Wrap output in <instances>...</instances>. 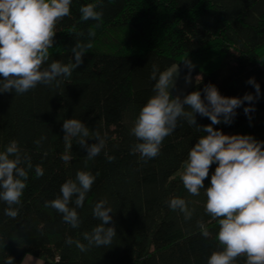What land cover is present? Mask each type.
Wrapping results in <instances>:
<instances>
[{"label": "trees", "instance_id": "obj_1", "mask_svg": "<svg viewBox=\"0 0 264 264\" xmlns=\"http://www.w3.org/2000/svg\"><path fill=\"white\" fill-rule=\"evenodd\" d=\"M89 3L99 5L100 21L81 20L80 8ZM89 31L95 36L89 37ZM55 32L44 68L53 61L74 62L71 49L77 42L90 41L93 47L70 77L60 78L59 87L40 84L24 94L0 92V152L14 140L33 165L21 205L14 206L19 209L15 219L4 214L7 205L0 201V264L8 256L20 264L25 255L43 264H207L220 250L218 221L205 212V190L190 195L178 174L191 147L206 133L180 118L159 155L145 161L131 151L140 141L130 130L154 95L153 65L160 71L175 65L188 74L182 62L187 58L195 65L191 75L197 80L181 99L193 91L204 99L208 84L225 97L255 96L254 87L246 83L255 78L260 85V97L252 102L255 111L245 115L244 107L250 106L245 101L231 124L213 128L264 141V0H72L70 15L57 22ZM117 34H124L118 47ZM70 118L85 123L90 135L98 130L105 137L106 146L97 157L87 159V150L73 138L71 160L61 159L66 151L62 125ZM196 122L211 124L199 114ZM41 137L46 139L40 145L34 143ZM95 142L87 139L89 145ZM108 156L114 159L110 162ZM36 165L43 168L42 177L35 175ZM217 166H210L205 189ZM81 170L96 179L83 207L76 209L81 223L73 229L45 202L60 196L61 185L75 180ZM173 197L186 200L191 219L169 208ZM100 200L112 208L113 221L106 226L114 224L117 235L109 246L81 252L66 240L87 245L83 233L100 223L92 214ZM198 222L209 237L202 235ZM234 264H246V257H237Z\"/></svg>", "mask_w": 264, "mask_h": 264}, {"label": "clouds", "instance_id": "obj_2", "mask_svg": "<svg viewBox=\"0 0 264 264\" xmlns=\"http://www.w3.org/2000/svg\"><path fill=\"white\" fill-rule=\"evenodd\" d=\"M71 3L72 0H0V92L24 94L40 84L59 87L60 78L70 77L83 63L84 55L93 47L90 41L75 43L71 49L74 62L53 61L48 67H42L49 60L56 24L70 15ZM98 6L94 3L81 6V20L100 21L103 13L96 10ZM88 36L94 37L95 32L89 31ZM182 62L189 69L185 81L190 83L195 65L187 58ZM177 71L178 66L160 71L153 65L150 79L155 81L154 95L141 108L130 130L140 141L131 151L145 161L157 157L162 142L177 128L180 118L206 133L191 147L183 164L181 180L190 195L199 196L200 190H205V212L218 221L216 239L220 250L210 255L207 264H234L242 255L246 257V264H264V141H257L251 135H226L213 128L220 123L231 124L235 110L245 101L250 102V106L243 109L245 115L255 111L252 102L260 97V85L255 78H249L246 83L254 87L255 96L246 93L239 98L222 96L215 85L208 84L203 89L204 99L200 91H193L181 99L180 96L173 97L170 91ZM186 108L190 111H185ZM196 114L207 117L211 124L197 125ZM62 127L66 151L61 159L65 162L71 160L68 150L72 148L73 138H78L77 144L87 150L89 160L97 157L106 146L105 137L98 130L90 135L89 128L80 119H66ZM88 138L97 142L89 145ZM44 139L46 137H41L34 143L40 145ZM113 159L108 156L110 162ZM213 163L218 166L211 176L210 186L205 189L204 180ZM32 167L30 158L21 153L14 140L0 152V201L6 203L4 214L10 218L18 216L19 209L14 206L21 205L29 178L28 169ZM34 171L37 177L44 175L40 165H36ZM95 179L89 171H77L75 180L64 182L61 195L46 201L45 206L62 214L63 221L73 229L79 228L81 221L76 209L83 207ZM106 205V200H100L92 209L93 217L100 223L91 233H83L87 245L71 237L66 243L75 244L81 252L92 246L111 245L117 233L114 224L106 226L113 221L112 208ZM168 206L183 213L186 220L193 215L184 198H170ZM198 227L204 237H209L204 224L198 222ZM4 264H14V258L8 256Z\"/></svg>", "mask_w": 264, "mask_h": 264}, {"label": "rangeland", "instance_id": "obj_3", "mask_svg": "<svg viewBox=\"0 0 264 264\" xmlns=\"http://www.w3.org/2000/svg\"><path fill=\"white\" fill-rule=\"evenodd\" d=\"M117 40H116V45L117 47L120 46L122 44V41H123V37H124V34H117L114 36ZM190 58V57H188ZM191 62H192V59H191ZM180 69V68H179ZM182 71V70H181ZM177 75V78L175 80V84H174V90L176 92V96H182L185 94V92L191 88L194 83L196 82L197 80V77L196 76H193L191 75V82L188 83L185 81V76L188 75L187 73H184L182 71V74H175ZM183 170L182 171H179L178 174H182Z\"/></svg>", "mask_w": 264, "mask_h": 264}, {"label": "crops", "instance_id": "obj_4", "mask_svg": "<svg viewBox=\"0 0 264 264\" xmlns=\"http://www.w3.org/2000/svg\"><path fill=\"white\" fill-rule=\"evenodd\" d=\"M172 67H176V66L174 65ZM176 74H182V71L179 69V71H177ZM170 91H171V95L173 97H176V92L174 88H172ZM20 264H43V262L34 256L25 255L24 258L21 260Z\"/></svg>", "mask_w": 264, "mask_h": 264}]
</instances>
